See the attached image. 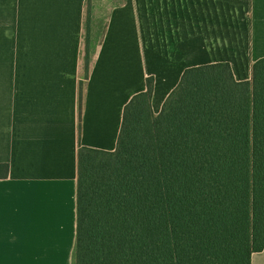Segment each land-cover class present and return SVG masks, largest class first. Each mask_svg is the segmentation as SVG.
Listing matches in <instances>:
<instances>
[{
    "label": "crops",
    "instance_id": "0c3cea01",
    "mask_svg": "<svg viewBox=\"0 0 264 264\" xmlns=\"http://www.w3.org/2000/svg\"><path fill=\"white\" fill-rule=\"evenodd\" d=\"M260 58L264 0H0V264H76L79 147L116 149L148 77L159 113L186 69Z\"/></svg>",
    "mask_w": 264,
    "mask_h": 264
},
{
    "label": "trees",
    "instance_id": "16d2710c",
    "mask_svg": "<svg viewBox=\"0 0 264 264\" xmlns=\"http://www.w3.org/2000/svg\"><path fill=\"white\" fill-rule=\"evenodd\" d=\"M153 89L150 76L126 104L115 150L79 147L76 264H251L264 250V58L244 81L226 62L186 69L159 113Z\"/></svg>",
    "mask_w": 264,
    "mask_h": 264
}]
</instances>
